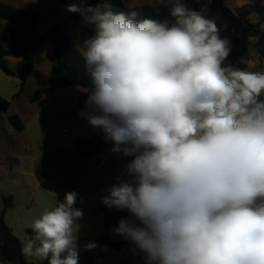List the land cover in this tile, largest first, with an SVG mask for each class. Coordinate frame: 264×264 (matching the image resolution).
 Returning a JSON list of instances; mask_svg holds the SVG:
<instances>
[{"label":"clouds","instance_id":"obj_1","mask_svg":"<svg viewBox=\"0 0 264 264\" xmlns=\"http://www.w3.org/2000/svg\"><path fill=\"white\" fill-rule=\"evenodd\" d=\"M85 4L67 9L93 30L79 49L92 87L78 116L133 157L132 179L102 202L139 224L114 232L146 264H264V71L226 64L230 40L185 0H154L172 25ZM76 200L69 191L33 220L23 255L79 264Z\"/></svg>","mask_w":264,"mask_h":264},{"label":"rangeland","instance_id":"obj_2","mask_svg":"<svg viewBox=\"0 0 264 264\" xmlns=\"http://www.w3.org/2000/svg\"><path fill=\"white\" fill-rule=\"evenodd\" d=\"M19 8L28 1L29 12L35 18V30L44 34L48 29L59 26L66 31L70 40L80 49L85 39L93 35L92 26L86 25L79 13L69 12L68 6L80 0H0ZM10 1V2H8ZM30 1V2H29ZM126 8L143 3L154 4V0H122ZM196 0H185L192 9ZM207 6L202 14L214 20L219 29L220 14ZM246 1V2H243ZM224 0V6L232 13L242 15L247 21L257 23L261 16L251 12L246 5L264 6V0ZM99 6L101 10L118 13L115 7ZM87 7V6H84ZM170 13V6L166 8ZM169 17L165 18L169 20ZM260 28H264L261 23ZM9 29L5 22L0 23V44ZM244 60L251 62L250 70L264 71V61H260L254 48H249ZM10 69L14 62L8 61ZM54 63L52 47L44 40L34 56V68L23 88L16 74L5 75L0 70V97L9 102V107L0 115V213L2 197L11 196V207L4 215L7 226L17 237L21 245L34 237L31 228L33 220L39 218L45 209H52L57 202H62L65 193L74 191L79 194L77 209L83 217L76 221V237L92 238L103 234L102 213L96 208L104 204L103 198L109 196V189L117 178L131 180L127 176L125 157L122 153L113 152V143L104 141L98 151L88 159L75 157L74 140H88L104 136L99 128L91 126L78 113L85 108L88 89L83 87H64L50 90L40 96L36 102L30 98L40 87L48 86V75ZM17 115L24 129L17 131L9 123V115ZM129 221L139 224L133 216ZM113 240H121L124 245L120 250L107 246L94 249L88 258L80 264H146L145 254L136 248L134 242L110 231ZM30 264L40 263L35 257H26ZM0 264H15L1 261Z\"/></svg>","mask_w":264,"mask_h":264},{"label":"trees","instance_id":"obj_3","mask_svg":"<svg viewBox=\"0 0 264 264\" xmlns=\"http://www.w3.org/2000/svg\"><path fill=\"white\" fill-rule=\"evenodd\" d=\"M224 0H210L208 7L218 11L220 14V23L224 28L220 29V36L227 38L231 42V52L226 64L234 67H247L240 61L244 59L249 48H254L258 54L259 60L264 61V28H260L264 23V6L246 5L254 12L261 16L257 23L247 21L242 15L232 13L224 6ZM110 5L118 11L124 13L138 12L137 20L143 18L156 19L163 22L165 17L170 18L169 25L175 23L172 17L162 5H151L148 3L140 4L128 9L122 0H86L88 5ZM207 6L206 0H196L192 6L193 10L202 12ZM5 22L9 29L4 36V44H0V70L7 76L16 74L20 80V88H23L29 75L34 68V56L40 44L47 40L52 47L54 63L50 68L48 76V86L36 89L30 98V101L36 102L40 96L54 89L64 87H83L90 89L92 87L91 77L85 68V62L80 51L73 45L68 34L59 26L48 29L44 34H38L35 30V18L26 10L13 6L9 3L0 1V23ZM249 36H255L258 39L255 43L249 42ZM18 58L14 69L8 66L7 58ZM9 107V102L0 97V115ZM9 123L17 131L24 129L20 118L15 115L7 117ZM105 141L104 136L93 137L88 140L75 139V157L88 159L93 156L98 148ZM133 157H125L128 165ZM79 194L74 207L79 206ZM12 197H2V211L0 213V262H12L15 264H30L25 261L22 254L20 240L12 234L7 226L4 215L6 210L11 207ZM96 208L102 213L103 234L97 237H82L76 239L79 249V264L89 257L90 253L99 247L107 246L113 250H120L124 245L121 240H113L110 237V231L118 227L122 219L129 220L130 213L127 209L110 207L105 204H97ZM94 243L96 247L92 250H86L85 246ZM37 264H48L47 260H42Z\"/></svg>","mask_w":264,"mask_h":264},{"label":"crops","instance_id":"obj_4","mask_svg":"<svg viewBox=\"0 0 264 264\" xmlns=\"http://www.w3.org/2000/svg\"><path fill=\"white\" fill-rule=\"evenodd\" d=\"M20 0H12V2H19ZM241 1H243V0H241ZM8 2H10V1H8ZM24 2H26V3H22V6L24 7V8H21V9H24V10H26V11H28L29 12V9H30V5L28 4V1H24ZM30 2V1H29ZM243 2H246V1H243ZM144 4V3H143ZM151 5H154V4H151ZM14 6V5H13ZM135 6H137V5H135ZM164 8H165V10H166V8H167V6H164V5H162ZM16 7V6H15ZM134 6H132L131 8H133ZM19 8V7H18ZM131 8H128V9H131ZM167 11V10H166ZM30 13V12H29ZM170 14V13H169ZM166 18V17H165ZM163 21H165V19L163 20ZM168 23L170 22V19L169 20H166ZM65 31V30H64ZM66 32V31H65ZM71 42L73 43V41L71 40ZM73 45H74V43H73ZM75 46V45H74ZM76 47V46H75ZM77 48V47H76ZM78 49V48H77ZM79 50V49H78ZM80 51V50H79ZM7 60L8 61H13L14 62V66H15V64L18 62V58H13V57H9V58H7ZM30 76V75H29ZM49 76V75H48Z\"/></svg>","mask_w":264,"mask_h":264}]
</instances>
